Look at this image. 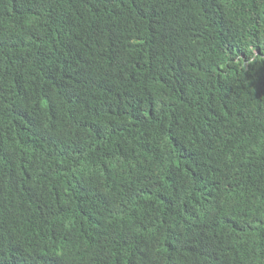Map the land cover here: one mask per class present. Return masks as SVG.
Masks as SVG:
<instances>
[{
  "label": "trees",
  "instance_id": "16d2710c",
  "mask_svg": "<svg viewBox=\"0 0 264 264\" xmlns=\"http://www.w3.org/2000/svg\"><path fill=\"white\" fill-rule=\"evenodd\" d=\"M0 264H264V0H0Z\"/></svg>",
  "mask_w": 264,
  "mask_h": 264
},
{
  "label": "clouds",
  "instance_id": "9594fccd",
  "mask_svg": "<svg viewBox=\"0 0 264 264\" xmlns=\"http://www.w3.org/2000/svg\"><path fill=\"white\" fill-rule=\"evenodd\" d=\"M3 194H4V189L1 188V197H2V199H3Z\"/></svg>",
  "mask_w": 264,
  "mask_h": 264
}]
</instances>
